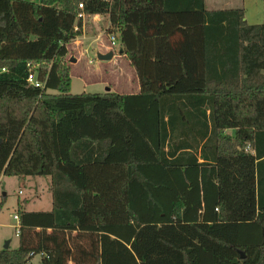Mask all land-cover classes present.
Masks as SVG:
<instances>
[{
  "label": "trees",
  "instance_id": "obj_1",
  "mask_svg": "<svg viewBox=\"0 0 264 264\" xmlns=\"http://www.w3.org/2000/svg\"><path fill=\"white\" fill-rule=\"evenodd\" d=\"M79 14L108 16L137 91L70 92ZM0 140V180L50 176L53 202L19 205L0 264H264V16L0 0Z\"/></svg>",
  "mask_w": 264,
  "mask_h": 264
},
{
  "label": "rangeland",
  "instance_id": "obj_2",
  "mask_svg": "<svg viewBox=\"0 0 264 264\" xmlns=\"http://www.w3.org/2000/svg\"><path fill=\"white\" fill-rule=\"evenodd\" d=\"M39 2V0H33ZM250 13L246 16L249 23L262 22L263 17L258 16V10L264 9V0H247ZM210 6L211 3H209ZM86 18L85 34L68 43L70 70V92L81 93H130L139 89V82L128 59L119 53V40L116 37L115 47H112V35L108 34V16L99 15ZM257 20V21H256ZM114 51V57L108 61L98 59L99 52ZM75 59L74 62L71 59ZM52 180L50 176H29L19 178L5 176L0 180V250L7 242L11 248L19 246L17 235L18 220L14 218L19 214V205L28 211L51 210Z\"/></svg>",
  "mask_w": 264,
  "mask_h": 264
},
{
  "label": "crops",
  "instance_id": "obj_3",
  "mask_svg": "<svg viewBox=\"0 0 264 264\" xmlns=\"http://www.w3.org/2000/svg\"><path fill=\"white\" fill-rule=\"evenodd\" d=\"M261 1V0H260ZM209 3H211V5L213 6H210ZM206 6L209 8V9H223V8H232V7H244L245 9V13H246V16L249 12V15L251 14L252 15H255V13H250V9L248 7V1L247 0H206ZM249 15L247 17H249ZM258 16H260L259 19H261V17L264 16V9H259L258 10ZM93 16L91 17H85L84 20L86 18H92ZM94 17H96V20L94 21H97L99 22V15H94ZM247 19V18H246ZM257 21V20H256ZM108 22H109V19H108ZM257 22H254V24H256ZM261 23V22H260ZM251 24V23H250ZM85 29H86V24L84 22L83 24V33L85 34ZM124 57H126L125 55H123ZM129 62V61H128ZM53 207V206H52ZM46 211H49V210H46ZM19 216V215H18ZM19 223V222H18ZM19 227V226H18ZM17 227V228H18ZM17 235L19 236L18 234V231H17ZM11 247V246H10ZM39 260H40V256H36L33 261H32V264H39Z\"/></svg>",
  "mask_w": 264,
  "mask_h": 264
},
{
  "label": "built area",
  "instance_id": "obj_4",
  "mask_svg": "<svg viewBox=\"0 0 264 264\" xmlns=\"http://www.w3.org/2000/svg\"><path fill=\"white\" fill-rule=\"evenodd\" d=\"M80 7H83V5L80 4ZM79 17L84 19L86 16H84L83 14H79ZM115 39H116L115 36H112V41H111L112 42V47H115ZM29 66L31 68V72H30V74L28 76V81L31 84L35 85L36 87L43 88L44 84L42 82H40L38 79H36L35 73L32 71L35 68V66L32 65L31 63H29ZM247 150H249V146L247 147ZM14 218L16 220H18V222H20V218H19L18 215H15ZM17 231H18V234H19V229L18 228H17Z\"/></svg>",
  "mask_w": 264,
  "mask_h": 264
},
{
  "label": "water",
  "instance_id": "obj_5",
  "mask_svg": "<svg viewBox=\"0 0 264 264\" xmlns=\"http://www.w3.org/2000/svg\"><path fill=\"white\" fill-rule=\"evenodd\" d=\"M119 53L122 54L123 53V49H119ZM114 57V51H110L108 53H101L99 52L98 54V59L101 61H108L111 60ZM72 62L75 61V59H71ZM109 91V89H107ZM1 142V140H0ZM10 247V242H7L4 249H8ZM242 257H245V254L242 253Z\"/></svg>",
  "mask_w": 264,
  "mask_h": 264
}]
</instances>
